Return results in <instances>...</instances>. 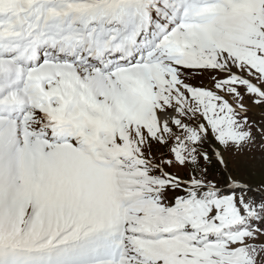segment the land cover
Masks as SVG:
<instances>
[{
	"label": "snow or ice",
	"instance_id": "snow-or-ice-1",
	"mask_svg": "<svg viewBox=\"0 0 264 264\" xmlns=\"http://www.w3.org/2000/svg\"><path fill=\"white\" fill-rule=\"evenodd\" d=\"M0 264H264V0H0Z\"/></svg>",
	"mask_w": 264,
	"mask_h": 264
}]
</instances>
